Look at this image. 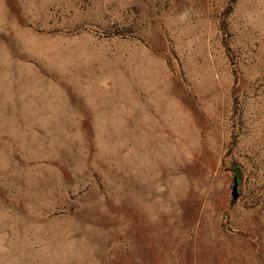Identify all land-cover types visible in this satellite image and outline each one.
Masks as SVG:
<instances>
[{"label": "rangeland", "instance_id": "rangeland-1", "mask_svg": "<svg viewBox=\"0 0 264 264\" xmlns=\"http://www.w3.org/2000/svg\"><path fill=\"white\" fill-rule=\"evenodd\" d=\"M0 264H264V0H0Z\"/></svg>", "mask_w": 264, "mask_h": 264}, {"label": "water", "instance_id": "water-1", "mask_svg": "<svg viewBox=\"0 0 264 264\" xmlns=\"http://www.w3.org/2000/svg\"><path fill=\"white\" fill-rule=\"evenodd\" d=\"M235 196V195H234Z\"/></svg>", "mask_w": 264, "mask_h": 264}]
</instances>
